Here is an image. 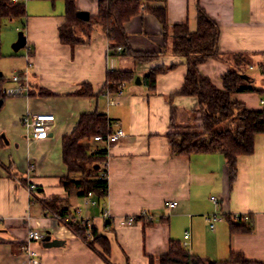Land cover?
<instances>
[{"label": "crops", "instance_id": "1", "mask_svg": "<svg viewBox=\"0 0 264 264\" xmlns=\"http://www.w3.org/2000/svg\"><path fill=\"white\" fill-rule=\"evenodd\" d=\"M98 1L75 3L78 12L96 16ZM26 2L25 16L17 27L25 46L15 51V41L11 54L0 47L1 76L6 70H11L10 75L25 72L33 92L27 97H5L0 106V264H31V258L38 264H149L148 256L167 253L169 241L181 242L185 230L190 231L186 250L205 262L223 261L231 252H239L247 260L264 263V134L255 136L252 154L237 157L231 188L222 154H171L166 137L170 104L186 117L197 104L188 96L173 97L170 103L169 96L183 84L185 59L172 54L171 35L164 34L156 18L144 11L145 7H164L169 27L186 24L194 32L199 5L218 27L219 53L229 61L234 54L249 56L253 83L264 88V74L259 71L264 63V0H143L140 12L124 23V31L133 51L158 54L148 63L113 54L99 26L92 30L88 42L75 47L63 44L58 37V28L64 23L63 1ZM228 66L209 58L198 70L221 87V76ZM154 67L166 70L157 76L151 92L143 85V77ZM112 70L134 75L120 96L73 95L83 84L98 93L106 73ZM0 86L5 90L14 84L5 79ZM40 91L53 96H39ZM233 98L248 109L264 106L260 104L264 97L255 93ZM94 110L105 113L113 130L121 129L125 135L107 149L104 164L108 195L101 208L108 209L114 221L105 226L102 209L91 207L87 212L109 242L110 253L105 255L109 263L102 258L104 253L97 243L88 246L44 205L53 196L67 199L71 209L78 203L60 184L61 177L67 175L61 142L74 129L80 114ZM26 113L54 115L47 138H31L20 122ZM29 184L36 189L30 191ZM166 200H176L177 205L167 208ZM142 210L152 216L150 224L139 219L120 226L116 221ZM234 214H249L252 231L246 233L239 226L233 229ZM212 215L216 221L210 227L207 217ZM30 230L42 232L43 239L29 241Z\"/></svg>", "mask_w": 264, "mask_h": 264}, {"label": "trees", "instance_id": "2", "mask_svg": "<svg viewBox=\"0 0 264 264\" xmlns=\"http://www.w3.org/2000/svg\"><path fill=\"white\" fill-rule=\"evenodd\" d=\"M42 1L53 4L57 0ZM62 1L64 23L58 28L61 43L71 47L84 44L89 41L92 30L99 26L105 31L113 54H122L136 62L144 63L158 57V54L153 52L133 51L124 31V23L140 12L141 0H99L97 15L88 16L86 20L78 17L75 0ZM144 11L156 18L164 34L171 35L172 54L185 59L186 74L183 84L177 92L169 96L170 103L173 97L188 96L195 98L197 104L196 109L187 115L188 123H195L192 128L179 127L180 111L170 104V132L166 135L170 152L178 156H189L194 153L222 154L227 164L228 184L231 188L236 179L237 157L252 154L255 136L264 134V106L260 110L248 109L243 103L233 98L237 94L244 93H255L264 97V88L255 86L253 77L248 72L250 58L244 54H234L229 61L219 53L218 27L199 5H197V25L194 32H190L186 24H174L169 27L164 7H145ZM24 16V2L11 3L10 0H0V25L3 19L11 20ZM117 47L121 48L120 53L116 52ZM209 58L229 64L227 72L221 76V87H217L209 77L198 70V65ZM165 70L161 67L148 70L143 77V85L147 90L151 92L155 90L156 78ZM259 71L264 74V63L259 65ZM133 79L134 75L131 71H108L104 87L98 93H94L90 85L83 84L73 95L96 97L101 94H116L121 83L125 85ZM4 80V76H0V82ZM28 95H33V92L30 90ZM39 96L47 97L53 94L40 91ZM4 98V90L0 86V106ZM111 123L103 112L94 110L82 113L74 129L64 135L61 142V158L67 169V175L60 179L61 186L69 198L79 201L91 193L92 199L96 201L94 207L99 210L102 209L101 204L108 195L107 178L101 176L103 172H106L104 164L107 161V148L104 141H95L94 138L102 136L104 139L114 132ZM44 205L59 217L57 221L60 224L71 230L88 246L93 247L94 243H97L103 250L102 258L109 263L105 257L110 253L107 238L92 224L90 230L92 239L88 240L84 220L75 215L74 208L71 209L67 199L53 196L45 200ZM135 219H141L146 223L142 218ZM232 221L233 229L239 226L246 233L252 231L251 216L247 222L233 219ZM104 222L107 226L112 221ZM148 260L149 264H264L247 260L239 252H231L223 261L205 262L198 256L189 254L178 240L169 241L167 253L156 258L148 256Z\"/></svg>", "mask_w": 264, "mask_h": 264}, {"label": "built area", "instance_id": "3", "mask_svg": "<svg viewBox=\"0 0 264 264\" xmlns=\"http://www.w3.org/2000/svg\"><path fill=\"white\" fill-rule=\"evenodd\" d=\"M11 3H17V2H24L26 3V1L28 0H10ZM143 0H141L140 2V7L142 6ZM26 52L28 53V50H26ZM116 52L120 53L121 52V48L117 47L116 48ZM14 86L6 88L4 90V94L5 97H15V96H29V91H30V85L28 82V78L26 73H21V74H14L11 78ZM124 87V84L121 83L120 84V88L118 89L116 95L120 96L122 94V88ZM260 104L264 105V101L260 100ZM55 117L53 114H49V113H36V114H32V113H26L21 117V124L23 126V128L30 134L31 138L33 139H43V138H47L51 129V124L54 122ZM125 137L124 132L121 129H117L114 132H112L111 134H108L104 139L102 138V136H97L94 138L95 141H104L106 144V148L108 149L110 146H112L113 144H115L116 142H118L119 140L123 139ZM33 167V165H30V168ZM101 176L103 178H107V173L103 172L101 174ZM28 189L30 191H33L35 189V186L33 184H29L28 185ZM210 200L213 203H217V200L215 197L211 196ZM96 205V201L94 199H92L91 193H88L85 197H83L80 201H78V203L74 206V212L75 215L80 218L83 219L85 222V228H86V233H87V237L88 240H91L92 237L90 236V230L92 228V223L90 221V217L87 214L88 209L91 207H94ZM164 205L167 208H174L177 205V201L176 200H166L164 202ZM55 219L59 220V217L54 215ZM100 217L103 221L106 220H111L114 221L113 216L111 215L110 211L108 209H103L101 211ZM142 218L144 219V221L146 223L151 222L152 221V216L148 214V212L146 210H142L141 212H139L136 216H128V217H121L116 219L117 223L120 226H126L129 224H132L133 222H135V218ZM232 219L234 221H242V222H247L250 219L249 214H234L232 216ZM207 221L210 223V227L213 226L214 222L216 221V216L212 215L207 217ZM44 237V234L42 232H40L39 230H30L28 232V239L29 241L32 242H37L42 240ZM189 240H190V231L189 230H185L183 232V238L181 241L182 247H184L186 249V247H188L189 245ZM31 264H38V261L35 258H31L30 260Z\"/></svg>", "mask_w": 264, "mask_h": 264}, {"label": "rangeland", "instance_id": "4", "mask_svg": "<svg viewBox=\"0 0 264 264\" xmlns=\"http://www.w3.org/2000/svg\"><path fill=\"white\" fill-rule=\"evenodd\" d=\"M28 2H26L27 4ZM21 18H16V19H3L1 21L0 25V47L1 51H8L10 54L12 52V44L17 40L18 37V32H20V29H17V27H21ZM23 51L20 50L19 53L21 54ZM18 53V54H19ZM5 62V61H4ZM4 64V63H3ZM6 69H9V65L6 66ZM11 70H6L4 73V79H9L11 80L13 75H10ZM8 82V81H7ZM186 115H181L178 120L179 127H194L195 123L189 122L188 119H186ZM187 120V121H186ZM191 121V120H190ZM188 125V126H187Z\"/></svg>", "mask_w": 264, "mask_h": 264}, {"label": "water", "instance_id": "5", "mask_svg": "<svg viewBox=\"0 0 264 264\" xmlns=\"http://www.w3.org/2000/svg\"><path fill=\"white\" fill-rule=\"evenodd\" d=\"M78 17L81 19H87L88 15L85 12H78ZM25 46V38L22 32H18V38L16 40V42L14 43V50H18L22 47ZM0 76H1V72H0ZM139 80L137 79L136 82H138ZM47 239V238H46Z\"/></svg>", "mask_w": 264, "mask_h": 264}]
</instances>
